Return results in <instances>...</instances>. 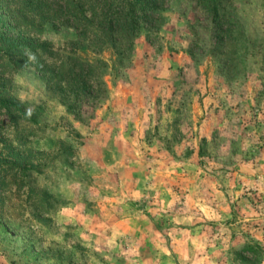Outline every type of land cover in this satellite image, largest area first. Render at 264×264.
<instances>
[{"label":"rangeland","instance_id":"obj_1","mask_svg":"<svg viewBox=\"0 0 264 264\" xmlns=\"http://www.w3.org/2000/svg\"><path fill=\"white\" fill-rule=\"evenodd\" d=\"M10 1L2 30L71 49L70 24L39 34ZM221 6L215 16L204 0H165L157 29L143 27L124 59L82 50L109 59L87 93L51 79V56L7 72L32 119L0 114V149L42 165L23 199L34 187L62 202L46 220L14 185L0 264H264V0Z\"/></svg>","mask_w":264,"mask_h":264},{"label":"trees","instance_id":"obj_2","mask_svg":"<svg viewBox=\"0 0 264 264\" xmlns=\"http://www.w3.org/2000/svg\"><path fill=\"white\" fill-rule=\"evenodd\" d=\"M222 0H204L208 9L219 16ZM16 2L11 0L9 3ZM20 5L12 11L14 19L39 34L45 32L48 22L60 21L70 24L76 33L71 49H53L45 43L31 37H15L9 31L0 28V114H6L11 123L20 124L22 120H31V113L26 106L9 95L6 85V74L12 69L25 66L29 55L37 61L51 56L50 62H44L43 69L49 71L55 82H69V86L79 94L87 93L92 87L89 81L97 71L109 65L105 57H89L79 54L82 50L92 49L95 55H101L110 49H116L120 59L129 52L141 29L149 32L157 29L163 18L165 0H19ZM100 75V74H99ZM101 78V76H100ZM103 82V81H102ZM98 84L101 86L103 83ZM74 106H70L73 109ZM7 142V141H5ZM5 146V147H4ZM0 149V209L6 207L8 193L16 185L17 200L24 207L32 208L36 216L49 219L50 215L61 204L60 197H39L36 189L30 187L23 199L22 190L30 185L33 171H39L34 154H24L6 143ZM9 148L7 154L4 150ZM12 206V205H11ZM31 249L40 244L33 239ZM256 251L255 247H250ZM40 254V253H39ZM44 254V253H43Z\"/></svg>","mask_w":264,"mask_h":264}]
</instances>
